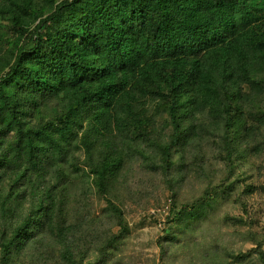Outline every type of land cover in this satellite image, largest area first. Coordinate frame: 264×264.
Masks as SVG:
<instances>
[{"label": "trees", "instance_id": "trees-1", "mask_svg": "<svg viewBox=\"0 0 264 264\" xmlns=\"http://www.w3.org/2000/svg\"><path fill=\"white\" fill-rule=\"evenodd\" d=\"M263 196L264 0H0V264H264Z\"/></svg>", "mask_w": 264, "mask_h": 264}, {"label": "rangeland", "instance_id": "rangeland-1", "mask_svg": "<svg viewBox=\"0 0 264 264\" xmlns=\"http://www.w3.org/2000/svg\"><path fill=\"white\" fill-rule=\"evenodd\" d=\"M149 187V193H151L156 198L161 199L160 204L153 199L151 201V206L146 208L140 207L144 205L143 199L141 202H129L126 204L127 216L133 229L131 237L128 244V250L133 253L144 252L145 257H151L152 255H157L159 253V247L157 246V240L162 235L163 229L165 227V221L168 214V209L171 206V197H167V194L163 190V187L156 189L153 186ZM144 189H141L143 192ZM259 205L263 207L264 210V196L262 199L258 200ZM170 204V205H169ZM154 215L157 217L159 222L149 221V217ZM147 218L145 224L140 226V222ZM262 221L264 223V211L262 214ZM225 231L232 233L230 227H224Z\"/></svg>", "mask_w": 264, "mask_h": 264}]
</instances>
